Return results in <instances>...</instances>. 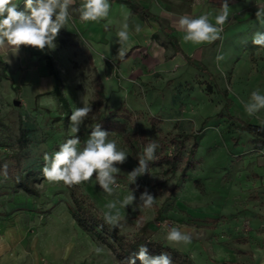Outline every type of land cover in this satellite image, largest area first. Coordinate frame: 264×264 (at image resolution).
<instances>
[{
    "label": "rangeland",
    "instance_id": "rangeland-1",
    "mask_svg": "<svg viewBox=\"0 0 264 264\" xmlns=\"http://www.w3.org/2000/svg\"><path fill=\"white\" fill-rule=\"evenodd\" d=\"M193 1L203 7L220 3L211 9L216 11L208 13L215 24L210 13L219 14L221 0L154 3L161 15L171 19L174 14L191 15ZM18 2V10H24L23 0ZM228 3L230 15L221 39L190 54L201 60L213 80L187 65L165 37L152 41L156 52L137 50L126 61L116 63L117 50L110 53L106 38H89L80 29L79 14L72 10L80 6L78 1L70 7L68 28L60 30L54 50L22 46L17 55L0 52L7 65L5 73L0 66V160L7 166L18 164L20 175L39 194L29 196L16 189L9 178L0 176V264H118L104 245L73 221L67 186L50 183L42 176L43 154L54 153L71 138L69 117L73 109L92 106L87 127L78 133L81 146L93 120L103 114V106L93 103L96 74L108 111L117 116L130 112L131 128L159 144L156 157L180 148V160L173 168L166 164L151 167L136 184L129 185L127 173L137 165L120 137L109 134L128 155L124 164L117 165L121 169L118 187L109 195L93 177L78 185L79 192L103 216L106 203L122 201L135 189L134 204H138L140 194L147 189L155 198L154 206L135 211L132 206L120 208L123 227L115 230L131 239L140 224L152 222L153 238L194 264H260L253 254L257 248L264 249V146L259 147L228 118L221 93L230 101L231 116L264 127V109L249 116L242 103L257 88L264 94V49L251 42L255 32H264L255 16L257 7H264V0ZM148 55L170 65L168 71H155L156 62L150 63ZM218 55L224 59L218 62ZM46 57L53 62L54 77L48 72ZM56 79L69 106L68 117L52 95ZM151 118L157 119L154 126ZM193 144L194 167L181 180L179 174ZM165 222L168 227L193 233L192 243L170 246L162 230ZM98 247L102 249L99 254L95 251Z\"/></svg>",
    "mask_w": 264,
    "mask_h": 264
},
{
    "label": "clouds",
    "instance_id": "clouds-1",
    "mask_svg": "<svg viewBox=\"0 0 264 264\" xmlns=\"http://www.w3.org/2000/svg\"><path fill=\"white\" fill-rule=\"evenodd\" d=\"M24 10H18V0H0V52L17 55L22 46L32 47L43 51L45 48L54 50L56 39L62 28H68L71 19L70 7L75 0H23ZM111 9L110 0H82L78 8L72 10L79 14V19L84 22H97L107 20ZM168 15H171L169 13ZM230 6L228 0H221L219 14L215 16V24L210 22L208 14L182 15L176 21V27L184 33L183 42L193 44H211L221 39L223 25L228 21ZM256 20L264 26V7H257ZM111 21H109V24ZM108 27V24L105 25ZM129 25L124 22L116 32L115 43L119 45L116 58L124 60L130 45ZM135 31H141L140 25L135 26ZM252 44L264 49V32L257 31L252 37ZM110 50V46L109 49ZM223 55H218L216 60H223ZM10 62V61H8ZM244 110L249 116L256 115L264 109V94L259 88L250 93L247 101H242ZM92 113V106L84 104L75 107L69 117V131L71 138L59 146L54 153L43 154L44 165L42 176L50 183H63L71 187L88 182L95 177L98 186L111 195L115 187H118L117 177L122 165L127 161L125 151L118 149L117 143L109 139V132L102 130L100 124L91 128L88 138L81 146L78 133L81 128H86V121ZM159 144L150 141L143 150V155L138 158V166L127 173L129 185L136 184L137 178L145 175L149 169V162L154 161ZM5 169L7 165L4 166ZM139 186L137 185V188ZM134 191L125 196L123 200L110 201L105 204L103 212L104 223L113 229L122 228L120 208L132 206L133 211L151 208L155 204L154 196L145 189L139 197V203L134 204L136 196ZM119 204V208L117 205ZM100 227H103L101 225ZM165 239L169 245H190L194 235L189 231H182L180 227H168L164 223ZM96 253L102 252L96 248ZM253 259L264 264V249L257 248ZM173 264L169 253L149 255L148 249L142 245L138 251L128 256L121 264Z\"/></svg>",
    "mask_w": 264,
    "mask_h": 264
},
{
    "label": "trees",
    "instance_id": "trees-1",
    "mask_svg": "<svg viewBox=\"0 0 264 264\" xmlns=\"http://www.w3.org/2000/svg\"><path fill=\"white\" fill-rule=\"evenodd\" d=\"M114 1V0H111ZM120 3L125 4L134 14L140 16L152 17L147 10L138 5L133 0H118ZM237 2H243V0H236ZM165 37L168 39L169 44L174 49L175 53H179L180 49L177 45L176 36H172V30L169 28L162 29ZM130 56V52L127 53L125 59ZM183 58L187 65L196 67L198 70L202 71L204 74L208 75L209 79L213 80V77L209 74L207 68L201 64L200 61L186 57L183 55ZM46 65L48 72L51 76H55L53 70V62L50 58L46 57ZM124 59V60H125ZM124 60H117V63H120ZM0 66L2 67L3 73H5L7 65L0 58ZM7 78V76H4ZM95 98L94 105L97 107L103 106V114L99 115L95 120H93L92 125L89 129L93 128L96 124H100L102 130L108 131L109 134L118 135L128 149L130 156L134 163L138 166V158L143 155V150L145 146L149 143V140L145 137L143 132H137L133 130L129 124L130 121V112L125 110V113L121 116L115 115L114 112L108 111L106 101L104 99L102 86L99 80L98 75H95ZM60 80L56 79L55 85L52 90V95L55 97L57 103L60 105L61 109L64 111L65 116L69 115V106L64 98L61 89H60ZM207 93L212 92L211 86H206ZM224 99L223 110H227V115L232 122L237 124L242 133L247 134L254 143L259 147L264 146V127H259L247 122H243L230 114L231 104L230 101L226 98L225 92L221 93ZM122 119V120H120ZM156 118L150 119L151 126H154L156 123ZM1 125V122H0ZM186 137V136H185ZM2 140L0 139V147H2ZM23 138L20 136L18 138V144L20 148L22 146ZM182 145V140L179 141ZM196 145L193 144L191 150L188 152L185 165L180 171L179 179L183 180L186 178V173L193 169L194 165L192 162V157L194 156V150ZM180 160V148L174 150L171 155L157 157L154 161L149 162V169L155 166H162L163 164L169 165L170 168H173L174 165ZM5 164L0 160V176H5L9 178L14 183V187L18 190H23L27 195L38 197V192L29 186L26 177L20 175V169L18 164H12L7 166L5 169ZM148 169V170H149ZM176 186L173 187L175 189ZM68 195L70 199V205L68 206L69 212L73 221L81 228L83 231L88 233L93 240L104 245L113 255L114 259L118 264H121L128 256L138 251L142 245H145L148 249L149 255L155 256L160 255L161 253L167 252L172 257L173 264H194L193 261L188 258L186 255L181 254L180 252L172 249L168 246H165L162 242L156 241L153 238V231L151 230L152 222H145L140 224L137 227L136 234L133 238H127L124 234L119 231L110 228L109 225L104 223L103 216L98 212L93 204L84 194L79 192L78 185L71 187L67 186ZM173 193V192H172ZM159 217V214L156 215V219ZM103 225V227H100ZM136 264H140V261L137 260Z\"/></svg>",
    "mask_w": 264,
    "mask_h": 264
},
{
    "label": "crops",
    "instance_id": "crops-1",
    "mask_svg": "<svg viewBox=\"0 0 264 264\" xmlns=\"http://www.w3.org/2000/svg\"><path fill=\"white\" fill-rule=\"evenodd\" d=\"M75 1L80 2V4L82 3V0H75ZM133 1L136 2L138 5H140L141 7H143L145 10H147V12L152 17H145V16H140L138 14H134L125 4L120 3L118 0H114V1L110 0L111 9L107 20H102L99 23H97V22H84L79 19L78 25L80 26V29H82V31L84 30V34L89 38H93V39H99L101 37L106 38L107 41L106 44L110 46V53H113L114 49L118 50L119 48V45L115 43V40L117 39L116 32L120 30L124 22H127L129 25L128 31L130 34L131 46L128 48L127 53L130 52V56L132 52L137 50H140L142 52L143 51L148 52L151 54V50L154 51V49H152L153 48L152 41L156 39L159 40L160 37L162 38L165 37L162 29H166V28H169L173 31L172 36H176L177 45L180 49V52L178 54L182 55V57L184 55L192 59H198L195 57H191L190 54L194 52L199 46L209 45L208 43L193 44L191 42H187V43L183 42L182 37L184 33L182 31H179L176 27V21L180 16L179 14H174V16L171 19H168L165 16L161 15V12L158 9V6L154 3V0H133ZM218 6H220V3L218 2H213L212 4L208 3L207 5H205V7H203V5L201 6L200 4L198 5V3L194 2L190 4L189 10L191 12V15L198 16L200 14H208L209 11H216L211 9L216 8ZM210 14H211L210 18L214 19L215 14L212 12ZM109 21H111L110 24ZM162 21H165L166 24L165 25L162 24ZM106 24H108L107 28L105 27ZM137 24L140 25L141 27V31L139 33L135 31V26ZM223 42H224V37H223ZM103 47L104 50L101 52L104 53L106 45ZM130 56L128 58H130ZM127 59H125L124 61H126ZM148 60H150V63L152 61L156 62V65L154 66L155 71L167 72L170 67V65H166L162 63V61L158 60V58L155 59L151 55H148ZM100 67L102 68V71L105 70V66L104 64H102V61Z\"/></svg>",
    "mask_w": 264,
    "mask_h": 264
}]
</instances>
